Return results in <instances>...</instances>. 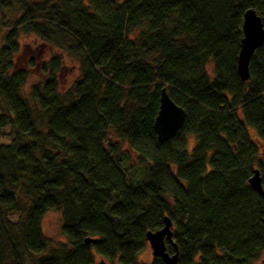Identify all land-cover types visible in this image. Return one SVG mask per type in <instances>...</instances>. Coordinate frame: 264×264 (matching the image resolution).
I'll use <instances>...</instances> for the list:
<instances>
[{
	"label": "trees",
	"instance_id": "16d2710c",
	"mask_svg": "<svg viewBox=\"0 0 264 264\" xmlns=\"http://www.w3.org/2000/svg\"><path fill=\"white\" fill-rule=\"evenodd\" d=\"M15 7L0 45V264H142L165 218L179 264H264V197L249 184L259 169L264 189V164L248 134L264 142V45L250 79L237 72L244 13L264 24V0H0ZM66 59L79 76L62 94ZM163 88L186 120L160 143ZM51 211L66 238L54 249Z\"/></svg>",
	"mask_w": 264,
	"mask_h": 264
},
{
	"label": "water",
	"instance_id": "95a60500",
	"mask_svg": "<svg viewBox=\"0 0 264 264\" xmlns=\"http://www.w3.org/2000/svg\"><path fill=\"white\" fill-rule=\"evenodd\" d=\"M242 40L237 59V72L242 82L250 79V59L256 50L264 45V24L253 9H248L244 13L242 24ZM186 120L185 111L175 104L170 98L167 90L162 89L160 94L159 112L154 122V130L160 143L173 139L182 129ZM251 188L260 196L264 197L262 178L259 169L253 172L249 179ZM94 240L88 238L86 244H91ZM173 243L172 223L169 218H165V226L158 231L147 234V242L152 249L153 259L161 258L164 264H179V252L175 246V253L169 254L165 242Z\"/></svg>",
	"mask_w": 264,
	"mask_h": 264
},
{
	"label": "rangeland",
	"instance_id": "374dc122",
	"mask_svg": "<svg viewBox=\"0 0 264 264\" xmlns=\"http://www.w3.org/2000/svg\"><path fill=\"white\" fill-rule=\"evenodd\" d=\"M117 2H121L123 0H116ZM20 17V12L18 8H10V9H2L0 8V45L4 42L5 34L10 30L11 26L14 24V22ZM136 37V34L133 35V38ZM21 47L23 48L24 45H29L33 49H35L36 46H39L43 50L42 57L44 60H48L50 58V55L53 53V49L48 45H42L41 42L36 39L33 35H22L21 36ZM65 67L62 70V72L59 75V90L62 94L66 93L73 82L78 78L79 72H78V64L74 61H71L70 59H66L65 61ZM207 72L210 77H213V64L209 63L207 66ZM39 81V78L35 75L31 76V79L29 80V83L26 86V91L30 89L31 85L34 83H37ZM9 133V130L6 129L4 132V135L2 136V142L3 143H9L10 139L6 136ZM249 137L256 142V144L259 147V151L261 153L260 160L264 164V142H260L258 134L252 130L249 129L248 131ZM111 141H116V138L111 135L110 137ZM187 145H188V151L192 152L196 139L192 135H186ZM124 151L128 154V164H134L135 163V156L133 152L130 150L128 145H124L123 147ZM140 173V171H139ZM139 175V174H138ZM141 175V173H140ZM141 177V176H140ZM139 177V178H140ZM13 221L17 219V216L11 217ZM41 228L43 233L47 238L50 239V248L54 249L57 248L59 244L64 243L66 238L62 233V217L59 212L51 211L46 213L41 221ZM140 263L142 264H151L153 261V255H152V249L150 245L148 244L145 249L142 251V253L138 257ZM259 261L256 264H260ZM95 264H110L108 261L103 260L99 256H95Z\"/></svg>",
	"mask_w": 264,
	"mask_h": 264
}]
</instances>
